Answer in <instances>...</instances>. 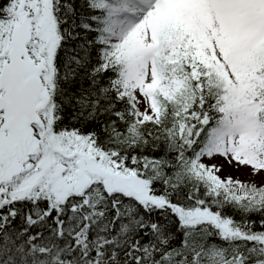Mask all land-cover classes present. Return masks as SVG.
Here are the masks:
<instances>
[{
    "label": "snow or ice",
    "instance_id": "obj_1",
    "mask_svg": "<svg viewBox=\"0 0 264 264\" xmlns=\"http://www.w3.org/2000/svg\"><path fill=\"white\" fill-rule=\"evenodd\" d=\"M0 264H264V0H0Z\"/></svg>",
    "mask_w": 264,
    "mask_h": 264
},
{
    "label": "rangeland",
    "instance_id": "obj_2",
    "mask_svg": "<svg viewBox=\"0 0 264 264\" xmlns=\"http://www.w3.org/2000/svg\"><path fill=\"white\" fill-rule=\"evenodd\" d=\"M220 163L224 164V172L223 175L231 174L233 177H239L240 179L247 180L249 179L248 170L246 168H241L239 171H236L234 167H229L226 162L220 161ZM257 182H259L260 178H255Z\"/></svg>",
    "mask_w": 264,
    "mask_h": 264
}]
</instances>
